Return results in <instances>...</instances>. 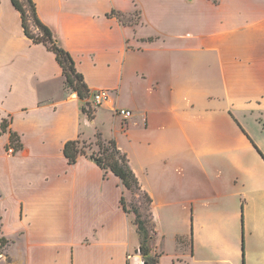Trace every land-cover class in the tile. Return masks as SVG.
Masks as SVG:
<instances>
[{
    "label": "crops",
    "instance_id": "1",
    "mask_svg": "<svg viewBox=\"0 0 264 264\" xmlns=\"http://www.w3.org/2000/svg\"><path fill=\"white\" fill-rule=\"evenodd\" d=\"M31 1L88 103L96 90L110 101L89 119L55 55L0 0V249L22 241L24 264H143L120 181L63 155L99 136L150 199L158 264H264V0ZM186 242L188 255L163 252Z\"/></svg>",
    "mask_w": 264,
    "mask_h": 264
},
{
    "label": "trees",
    "instance_id": "2",
    "mask_svg": "<svg viewBox=\"0 0 264 264\" xmlns=\"http://www.w3.org/2000/svg\"><path fill=\"white\" fill-rule=\"evenodd\" d=\"M13 7L19 12L24 35L33 44H42L55 55L56 61L62 69L67 89L77 95L80 101H84L89 96V91L84 83L83 77L75 70L71 56L57 44L51 31L38 19L35 6L31 0H11ZM82 112L91 119V113L82 108ZM7 122L3 121L0 131L5 132ZM11 144L15 147V136L10 135ZM97 152L87 155L80 147L79 141H70L64 145L63 155L69 165H74L81 156H87L102 171L109 172L115 176L125 191L140 193L138 181L131 171L125 154H122L112 140L104 141L97 136ZM107 145V146H106ZM260 154V152H259ZM261 155V154H260ZM263 160L264 157L262 156ZM146 206L139 209L135 207L129 209L122 197L121 207L125 213L134 215L137 234L140 238L138 254L142 258L143 264H158L159 256L153 252L155 241V229L149 213L150 199L146 196ZM6 241L1 239L0 248ZM243 249V247H242Z\"/></svg>",
    "mask_w": 264,
    "mask_h": 264
},
{
    "label": "rangeland",
    "instance_id": "3",
    "mask_svg": "<svg viewBox=\"0 0 264 264\" xmlns=\"http://www.w3.org/2000/svg\"><path fill=\"white\" fill-rule=\"evenodd\" d=\"M134 19V18H133ZM88 98H86L84 101L81 102V106L87 110L90 113H93L97 109H93L90 107V104L87 101ZM98 127L101 129V131L105 135H110L113 131V127L111 126L110 122H107L104 119H99L97 121ZM97 140L94 142H85L83 144H80V147L84 150V152L88 155L92 153L93 150L97 151ZM107 146V145H106ZM92 150V151H91ZM95 153V152H93ZM124 200L126 202V206L131 210L135 207H138L139 209L144 208L146 206V199L145 196L142 193H135L126 191V195L124 197ZM136 240L137 236H134ZM199 249V248H198ZM258 254L264 253V245L262 247L257 248ZM163 252L165 253L166 257L169 259V257H172L174 254H189V244L186 242L185 244L180 245H174L172 243H165L163 247ZM132 255V254H131ZM198 260L200 262L205 260H211L213 259L207 251L205 250H198ZM24 244L22 241L15 239L11 242H9V246H7L6 250L5 248L0 249V264H24ZM14 262V263H13ZM168 262V261H166ZM164 264V263H163ZM241 264V262H239ZM247 264H252L249 260L247 261Z\"/></svg>",
    "mask_w": 264,
    "mask_h": 264
},
{
    "label": "built area",
    "instance_id": "4",
    "mask_svg": "<svg viewBox=\"0 0 264 264\" xmlns=\"http://www.w3.org/2000/svg\"><path fill=\"white\" fill-rule=\"evenodd\" d=\"M110 101V93L107 90H96L91 94L90 97V107L93 109L101 108ZM114 115L119 116L123 120H128L131 118V113L128 110L124 109H112ZM9 154L14 152V149L11 147L7 150Z\"/></svg>",
    "mask_w": 264,
    "mask_h": 264
}]
</instances>
